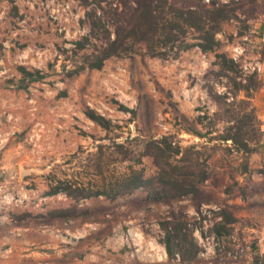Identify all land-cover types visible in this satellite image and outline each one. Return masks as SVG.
<instances>
[{"label":"rangeland","instance_id":"1","mask_svg":"<svg viewBox=\"0 0 264 264\" xmlns=\"http://www.w3.org/2000/svg\"><path fill=\"white\" fill-rule=\"evenodd\" d=\"M214 3L229 13L216 50L109 57L67 76L62 50L87 31L90 5L0 0V264H264V0ZM20 67L45 75L29 80ZM250 109L254 148L244 153L220 135ZM161 136L206 157L208 178L196 193L152 200L138 188L112 201L48 194L58 179L88 186L124 172L129 162L115 143L137 153L142 140ZM131 165L146 176L156 169L149 155ZM170 215L186 221L199 247L190 261L165 251L161 222Z\"/></svg>","mask_w":264,"mask_h":264},{"label":"trees","instance_id":"2","mask_svg":"<svg viewBox=\"0 0 264 264\" xmlns=\"http://www.w3.org/2000/svg\"><path fill=\"white\" fill-rule=\"evenodd\" d=\"M85 7L87 31L79 38L70 41V47H64L63 68L67 76L79 73L85 68L99 69L109 57H126L134 54L152 56H176L179 51L195 45L202 52L216 50L221 41L216 36L220 22L228 19V9L224 5L216 6L215 0L198 3L197 7L177 5L170 0H79ZM101 1H105L104 4ZM191 33L193 42L188 41ZM79 56V58H77ZM221 62L231 68L232 59L224 53L216 54ZM72 62V63H71ZM71 63V65H68ZM29 80H38L45 73L38 69L34 72L20 67ZM86 116L104 129L110 128L109 119L93 109L85 111ZM247 114V113H246ZM248 116L236 119L225 128L221 139H230L236 150L248 153L253 150L248 137ZM251 124V125H250ZM116 153L121 160L129 163L124 172L101 177L104 171L100 164L95 165L94 176L101 177V183L88 186L58 179L48 190V194L64 193L74 199L92 196H104L115 200L132 194L138 188L146 189L148 198L160 200L194 194L199 184L208 178L206 157L193 145L182 147L167 136L142 140L141 150L137 153L122 143H115ZM152 157L155 172L146 176L140 164L142 157ZM225 221L233 217L222 209ZM166 218L161 222L162 243L168 256H179L182 261L193 259L199 247L186 221ZM222 227V221L218 222Z\"/></svg>","mask_w":264,"mask_h":264},{"label":"built area","instance_id":"3","mask_svg":"<svg viewBox=\"0 0 264 264\" xmlns=\"http://www.w3.org/2000/svg\"><path fill=\"white\" fill-rule=\"evenodd\" d=\"M204 2H206V3H209L210 1H212V0H203ZM221 1H223V2H227V1H229V0H221ZM239 52V51H238Z\"/></svg>","mask_w":264,"mask_h":264},{"label":"crops","instance_id":"4","mask_svg":"<svg viewBox=\"0 0 264 264\" xmlns=\"http://www.w3.org/2000/svg\"><path fill=\"white\" fill-rule=\"evenodd\" d=\"M262 229H263V231H262V237H263L262 242L264 243V226L262 227Z\"/></svg>","mask_w":264,"mask_h":264}]
</instances>
